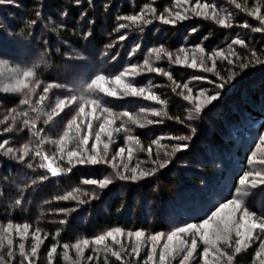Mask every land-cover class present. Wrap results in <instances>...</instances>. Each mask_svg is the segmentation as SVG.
<instances>
[{"label":"trees","instance_id":"trees-1","mask_svg":"<svg viewBox=\"0 0 264 264\" xmlns=\"http://www.w3.org/2000/svg\"><path fill=\"white\" fill-rule=\"evenodd\" d=\"M29 69L34 74L25 77ZM121 73L123 82L163 103L125 94L114 82ZM99 75L110 78L115 96L86 87ZM15 77L23 84L9 85ZM82 96L99 101L94 113L90 102L80 113ZM105 107L116 120L111 137L100 133L97 144L109 118ZM0 144V264H161L167 236L188 224L214 222L211 213L220 203L239 200L264 219V170L256 169L264 165V0H4ZM73 151L79 156L70 158ZM97 154L101 162L88 161ZM81 158L88 162L78 163ZM49 162L58 174L49 172ZM255 173L262 183L243 187L240 181ZM132 175L137 179L121 178ZM106 178L112 182L104 188L85 183ZM116 228L123 235L114 242L107 233ZM136 231L145 233L140 241ZM157 234L163 236L153 253ZM100 235L106 239L96 245ZM84 239L89 244L80 252L76 244ZM192 239L197 248L184 264H205L206 247L207 264L217 249L226 253L219 264H261L264 231L255 232L249 245L228 236L210 247L192 230L178 234L184 253L169 254L164 264H181Z\"/></svg>","mask_w":264,"mask_h":264},{"label":"snow or ice","instance_id":"snow-or-ice-1","mask_svg":"<svg viewBox=\"0 0 264 264\" xmlns=\"http://www.w3.org/2000/svg\"><path fill=\"white\" fill-rule=\"evenodd\" d=\"M4 2V0H0V3ZM9 2H11V0H9ZM197 7H199V4L197 5ZM205 8L208 7L207 4L204 5ZM237 7H239V5H237ZM179 13H177V17H179ZM130 19L132 20H136L137 17L136 16H132L130 17ZM166 22H170V23H175V21H166ZM221 24H224L225 21L224 20H221L220 21ZM257 31H259L260 29H256ZM235 43L237 44H243L244 41L242 40H236ZM155 51V50H154ZM160 51H163V49H161ZM201 51H203V49H201ZM168 57L171 58V53H167ZM157 59L160 58L159 56V53L157 54ZM177 63L180 62L179 58H177ZM144 63L147 65L148 64V61H144ZM193 67H195V60H193V64H192ZM156 72H160L162 71V69L160 68H156L155 69ZM33 71L31 69L29 70H26L23 75L25 77H30V76H33ZM125 75V73H121L120 75H116L114 77V82L117 86H122L125 94H128V93H131L133 96H142V97H145L146 99L150 100V101H159V98L157 95L153 94L152 92H145V89L144 87H141V86H136L132 83H128V82H123L121 77ZM109 79L108 77L104 76V75H99V76H96V78L94 80L91 81L90 84H87V88L88 89H92L93 86H96L99 91L107 94V95H111V96H115L116 95V91L109 88L107 86L108 82H109ZM100 82H104V83H100ZM185 88H188V85L185 84L184 85ZM220 87L222 88L223 87V84L220 85ZM44 91L47 92L48 91V88H44ZM189 91H191V89H189ZM201 95H203V92H201ZM218 96H219V93H216L214 95H209L207 97V102L210 103L212 101H215L216 99H218ZM188 97H185V99H187ZM43 99V98H42ZM76 97L73 96L72 97V100L75 101ZM82 100H84L86 103L85 104H82L79 108V111L80 113H85V106L87 103L90 102L91 106H92V112L94 113L95 110H96V106L99 104V101L96 100V99H91L90 101H88V98L87 97H81ZM27 102V101H25ZM160 103H163V101H159ZM61 104H63V102H61ZM103 111L105 112H108L109 113V118L105 120V122L103 124L100 125V128H99V132L96 134V143L99 144L100 142V133H107L109 138L111 137V132L109 131V128L115 123V120H116V117L112 114L111 110L108 109L107 107H105L103 109ZM195 111L197 113H199L201 111V105L199 103H197L195 105ZM158 114V113H157ZM124 116H127L129 117L130 120H132V116L129 112H124L123 113ZM134 123L138 122L136 120H133ZM74 123V121H73ZM149 123H151V121H149ZM89 127V134L88 135H85L84 138H83V141L82 143L84 145H87L89 143V135L91 134V124L88 125ZM77 131H79V129H77ZM192 131L194 132L195 129L193 128ZM129 139H132V137H129ZM177 139H180L179 137ZM8 143L7 140L3 141V144H6ZM3 144H0V147H3ZM104 151H105V154L107 153V150H108V147L109 145L107 143L104 144ZM178 148H186L187 145H178L177 146ZM9 152L12 151L11 148L8 149ZM25 151H27V148H25ZM125 151V149L123 147L119 148L118 150V154H123ZM149 151H151V149H149ZM131 155V149H129V156ZM79 156V153L78 152H70L69 153V157L72 158V157H78ZM21 159H23V157H21ZM45 159L47 160V157H45ZM103 158L102 157H99V155H94V156H91L88 158V161H90L92 164H96V163H99L101 162ZM85 159L81 158V159H78L77 162L80 163V164H84L86 162ZM127 167V166H125ZM161 167H163V165H161ZM48 170L49 172L52 174V175H56L58 174L57 173V169L56 167H54L52 165L51 162L48 163ZM135 172V169L133 170ZM149 173H140L141 176H145V175H148ZM257 175H259V173H257ZM122 179H132V180H135L137 179L136 175H132L131 177H128V176H123L121 177ZM247 180V177L243 178L240 183L241 184H244ZM112 181L110 179H102V180H97V179H86L85 180V183L87 184H98L100 186V188H104L106 185L110 184ZM228 211V215L227 217H224L222 214L225 213V211ZM241 211V202L239 200H229L227 203H220L218 207L215 208V211H213L211 213V216L214 217V218H217L219 220H222L223 222V227H216L215 228V231H213V226L212 224L210 223V221L208 219H205L203 224L202 225H197V224H188L186 227H178L176 228L175 231L171 232L168 236H167V243H164L163 244V250L161 251L160 253V256H159V260L161 261V264H164V261L166 260V257L171 254L172 252H174L176 250V247L173 245V242L176 241L178 239V234L179 233H185V232H188L190 230H192L194 233L195 232H200L201 236H202V239L204 241V243L206 245H209L210 247H215L221 240H227L228 239V236H227V233L230 231V227H229V224L230 222L233 220L234 218V214ZM256 214L255 213H250L248 211V209L245 207L243 208V221H244V227L246 228V231L245 233L243 234L244 235V239H250L252 237V234H253V230L254 229H260V230H264V222H260V223H256V222H251V223H248V220H249V217L250 216H255ZM9 229L12 227L11 224L8 225ZM20 225H17V230L20 229ZM27 231H28V225L27 224H24L23 225V232L21 233V235H26L27 234ZM115 233V234H114ZM116 235H123V231L120 229V228H116L113 231H109L107 233V237L108 238H111L114 242H116ZM129 237H131L133 235V233L129 232L128 233ZM145 233L143 231H136L134 233V236H135V239L137 241H140L142 237H144ZM237 235L239 236L240 233L239 231L237 232ZM162 236L163 234H157V235H153L151 237V240L153 241V244H152V252L155 253L156 251V246H157V242H159L161 239H162ZM37 240L40 239L39 236L36 237ZM106 237L104 235H100L99 237H96L94 238V242L96 245H102L105 241ZM244 239H240V240H237L236 243L237 245H242L244 243ZM186 242L185 241H180V245H184ZM8 244H12V240L9 239L8 240ZM89 244V240L88 239H84L82 240L81 242L77 243L76 244V248L78 251L82 252L83 249L81 248V245L83 246H87ZM21 251L23 252V249H24V244L21 243L19 245ZM65 248L68 247L67 244L64 245ZM197 248V241L196 239H192L191 241V247L188 249L187 251V254L183 256V261L181 262V264H184V262L188 261L192 256H193V253L195 252ZM37 251L36 247L33 246L32 247V253L35 254ZM56 251V247L53 246L52 249L50 250V253L49 255H51L52 252H55ZM133 252H135L137 254V256L139 255V247H136V248H133L132 249ZM217 251H219V249H217ZM236 251L239 252L240 251V247H237L236 248ZM114 255H119L118 253H114ZM209 255V248L206 247L204 249V253H203V256L205 258V264H207V257ZM221 255H226V253H221ZM149 260H152L153 259V256L152 255H149L148 257ZM229 259H231V257H229Z\"/></svg>","mask_w":264,"mask_h":264},{"label":"rangeland","instance_id":"rangeland-1","mask_svg":"<svg viewBox=\"0 0 264 264\" xmlns=\"http://www.w3.org/2000/svg\"><path fill=\"white\" fill-rule=\"evenodd\" d=\"M16 76V75H15ZM16 78V77H15ZM23 80L22 79H19V78H16V80H14V82L13 83H10L9 85H22L23 83ZM195 160H197L198 161V157H195ZM256 169L258 170V171H260V173H261V170H264V165L263 164H260V163H258V165L256 166ZM247 177V180H246V182L244 183V184H242V186L244 187V186H247L248 184H250V185H253V186H257V185H260L261 183H262V180H263V178L262 177H260V176H257V174L255 173V174H249V175H247L246 176ZM232 179H233V176L232 175H229L228 176V178H227V183H229L230 182V185H229V189L228 190H231V181H232ZM226 183V184H227ZM228 187V185H225V189ZM244 194H246V193H244ZM236 199H238L237 197H236ZM239 199L240 200H242V201H245L246 200V197H244L243 195H241L240 197H239ZM224 217H227V215H228V211L226 210L225 211V213L224 214H222ZM242 217H243V207L241 206V211H239V212H237V213H235L234 214V218H233V220L230 222V224H229V227H230V231L227 233V236H229L230 238H231V240L233 239V240H237L238 238H239V240L240 239H244V233H245V231H246V228L244 227V221H243V219H242ZM218 220L219 219H216L214 222H212V221H210V223L212 224V226H213V231H215V228L216 227H218ZM256 222V223H260V222H264V219L263 218H261V217H258V216H250L249 217V220H248V223H251V222ZM219 223H223L222 222V220H219ZM203 224V223H202ZM202 224H200V225H202ZM239 231V233H240V235L238 236L237 235V232ZM257 231H259V232H262V231H264V230H260V229H254L253 230V234L255 233V232H257ZM253 234H252V236H253ZM182 239H180V241H181ZM179 241V242H180ZM183 241V240H182ZM222 241H224V240H221L220 242H222ZM168 241H167V239L166 240H164L163 242H162V245L164 244V243H167ZM179 242H177V241H174L173 242V245L176 247V252H182L183 250H181V249H179ZM219 242V243H220ZM249 242V239H244V244L245 245H247V243ZM223 243V242H222ZM250 243H248V245H249ZM218 245V247H219V244H217ZM174 251V252H175ZM174 252H172L171 253V255H173L174 254ZM182 253H184V251L182 252ZM219 256L221 257V251H220V249H219V251H217V250H213V255H212V261L214 260V262H212V261H210L212 264H219V263H221V261H222V258H220V260H219V262H218V258H219ZM259 260H260V262H261V264H264V242H263V246H262V250H261V253L259 254Z\"/></svg>","mask_w":264,"mask_h":264}]
</instances>
